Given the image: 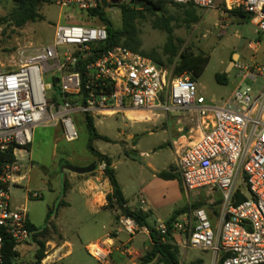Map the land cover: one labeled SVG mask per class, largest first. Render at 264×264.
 Returning <instances> with one entry per match:
<instances>
[{
    "label": "built area",
    "instance_id": "1",
    "mask_svg": "<svg viewBox=\"0 0 264 264\" xmlns=\"http://www.w3.org/2000/svg\"><path fill=\"white\" fill-rule=\"evenodd\" d=\"M50 1L63 19L55 25L53 43L22 46L17 68L0 70V264L7 242L19 249L35 232L29 228L27 208L13 207L11 193L27 178L21 159L29 154L35 128L60 126L71 142L78 138L75 114L125 116L132 109L189 112L192 129L200 134L190 146L181 144L176 150L177 172L187 192L207 189L222 198L216 224L206 207L190 203L171 227L157 221L155 229L163 235L170 232L173 243L184 248L211 250L221 264H264V66L239 65L245 70L243 81L228 97L211 101L190 73L177 76L174 67L126 46L91 57L109 37L105 26L87 23L86 14L97 9L100 0ZM124 1L105 0L109 8ZM156 1L244 12L264 32V0ZM47 73L54 84L45 83ZM257 78L263 80L259 88L245 82ZM54 86L55 95H49L47 90ZM28 195L42 197L27 190ZM113 213L118 215L116 232L125 231L129 239L116 246L108 233L89 242L88 253L100 264H115L111 255L119 249L128 264H140L128 244L138 233H150L149 228L120 209ZM51 257L46 254L43 261H53Z\"/></svg>",
    "mask_w": 264,
    "mask_h": 264
},
{
    "label": "rangeland",
    "instance_id": "2",
    "mask_svg": "<svg viewBox=\"0 0 264 264\" xmlns=\"http://www.w3.org/2000/svg\"><path fill=\"white\" fill-rule=\"evenodd\" d=\"M131 2L132 0L124 1L126 4ZM139 4L140 1L137 9L143 15L137 19L136 23L141 48L160 57L164 66L174 67L168 61V56L163 53L168 33L157 26V24H164L166 20L174 28L175 36L181 40L180 52L186 50L194 54H209L208 65L196 79L199 89L208 100L220 102L236 89L243 81L245 74V70L239 68V65H249L254 69L264 66V32L259 31L252 19H243L218 8H193L168 2L165 3L163 11L152 13ZM15 6L14 0H0V70L17 68L20 61L18 50L22 46L53 43L55 25L63 22L60 8L53 3H45L41 7L42 20L17 27L11 22L2 20L9 16ZM188 10L197 12L199 17L197 22L187 23ZM107 15L117 28L122 26L120 6L110 8ZM243 39H245L244 43ZM250 43H255L256 48L249 47ZM234 53L239 54V57L236 58L235 63H232ZM217 73H226L227 83H219L216 80ZM44 81L46 84H54L49 73L44 75ZM245 82L250 85L256 84L255 88H259L263 80L257 78L256 82L251 79ZM55 90L57 91V86L48 89L47 93L55 95ZM75 120L78 138L71 142L65 140L58 126L40 124L35 128V138L29 147V154L21 159L25 164L23 173L27 175V179L21 182L20 188H12V205L13 207L25 206L30 223L37 228L50 224L46 254L53 255L54 257L50 259L56 258V264H99V261L88 253L86 246L97 237L101 236L102 239L107 237L106 232L117 229L118 223L110 208L106 207V211L99 214L90 203H87V197L82 190L83 182L74 180L70 188L67 185L66 192L63 190L65 175H73V172L67 168H65L67 174L62 172L64 165L83 167L97 162L103 167L88 148L89 132L82 115H75ZM176 122L177 119L173 117L169 120L159 118L157 121L148 122L133 121L123 114L95 117V124L100 133L112 139H120L117 143L97 139L94 141V146L102 153L113 157L118 178L125 187V197L131 207L138 206L144 197L148 199L145 193L141 194L140 189L148 187L153 182L155 185L156 177L154 176H157L160 171L168 170L176 162V152L172 143V136L177 128ZM130 134L135 135L131 140L128 139ZM134 145L136 147L132 149ZM141 153H147V155ZM29 158L33 163L28 162ZM28 164L31 165V169L27 168ZM92 174H98V172L95 171ZM175 186L180 202L183 200L187 202L188 196L191 195L188 204L201 202L204 206L210 207L212 212L215 207L219 208L222 202L221 194L217 191L210 192L203 189L189 193L181 185ZM27 190L31 194L39 192L42 197L27 196ZM210 200L214 201V205L208 203ZM155 219L157 216L151 214L150 221L153 222ZM118 235L120 242H126L130 237L125 231L118 232ZM68 241L71 242L72 249ZM176 245L179 246L180 264H192L197 261H202L201 264H218L219 262L211 250L186 249ZM33 246L34 243L31 241L18 249L19 264H32ZM128 247L135 252H140L141 254L137 257L138 261L142 260L143 254L150 247V239L142 231L134 236ZM117 261L120 264H128L127 260H120V258ZM156 261L157 259L147 264H164ZM43 263L55 264L50 263L49 260Z\"/></svg>",
    "mask_w": 264,
    "mask_h": 264
},
{
    "label": "trees",
    "instance_id": "3",
    "mask_svg": "<svg viewBox=\"0 0 264 264\" xmlns=\"http://www.w3.org/2000/svg\"><path fill=\"white\" fill-rule=\"evenodd\" d=\"M16 3L15 8L9 14V16L4 17L2 20L13 23L17 27H22L29 22H37L43 19L41 14V7L45 3H51L50 0H14ZM136 1H140L139 6H143L146 11L156 13L158 11H163L165 8V1L156 0H132L131 3H121L118 6L121 8L122 12V26L117 28L111 18L107 15V11L110 9L109 5L106 4L105 0H100V4L97 9L90 11L86 14L88 17L87 23L90 25H100L105 26L109 37L104 44H100L97 50L91 57L99 55V51H104L110 47L116 45L126 46L134 51L140 52L145 56L151 57L156 63L160 65L163 64V60L151 53L146 52L141 48V40L138 34L137 19L141 18L143 13L137 9ZM179 6H190L197 8L194 5H181ZM229 13L240 16L241 18L251 19L250 14H246L240 11H229ZM199 19L198 14L195 10H188V18L186 19L188 24L197 22ZM158 27L164 29L168 33V40L163 48V53L168 56V61L174 66L175 75L179 76L184 73H190L193 79H197L205 70L209 63V54L199 53L194 54L193 52H188L186 50L180 52V42L174 34V28L166 20L164 24H157ZM98 51V52H96ZM216 80L225 84L228 81V76L226 73H217ZM83 122L86 125L89 132V143L88 148L91 154L100 162L104 164V174L108 178L112 191L107 194V207L113 212L116 209H120L122 213L133 217L139 225L146 226L150 230V237L152 241L151 250L143 254L142 260H139L140 264H147L154 262H162L164 264H180L179 258V246L173 243V237L169 232L167 235L161 234L157 231L154 225L150 222L151 213L144 212L140 209H135L127 206V200L124 197L121 185L118 181L116 170L113 166V161L110 156L102 153L94 146V141L101 139L110 142L111 139L102 135L98 132L94 117L91 114L82 115ZM159 176L164 179H178L181 181V177L177 172V169L172 167L169 171H162ZM64 192L67 191V182L64 180L63 185ZM62 200L60 201V205ZM188 205L185 207L175 210L173 215L166 221V223L171 227L172 223L178 219L187 209ZM193 207H205L201 202L193 204ZM217 210H215V213ZM52 212L50 211V214ZM50 216V215H49ZM116 219L118 215H115ZM52 222V221H51ZM29 228L34 232L32 237V242L34 243L33 249V262L32 264H45L43 259L46 257V241L50 234L49 225L42 228H37L30 222ZM55 231L57 229L54 226ZM19 251L14 250V244L12 242H7L4 247L3 261L1 264H19ZM202 261H197L192 264H201ZM222 260L218 262L221 264Z\"/></svg>",
    "mask_w": 264,
    "mask_h": 264
},
{
    "label": "crops",
    "instance_id": "4",
    "mask_svg": "<svg viewBox=\"0 0 264 264\" xmlns=\"http://www.w3.org/2000/svg\"><path fill=\"white\" fill-rule=\"evenodd\" d=\"M249 47L256 48V44L250 43ZM238 57H239V54H238ZM77 114H79V113H77ZM77 114H75V115H77ZM129 114H131L132 117H130ZM189 114H190L189 112H187L185 110H181V109H173L172 111H170L168 113L157 112V111H152V110H133L132 109V110H128L126 112L125 116L127 118L133 120V121H139V122L157 121L159 118H166L168 120L171 117L176 118L177 119V122H176L177 128L175 129V133L173 134L174 136H172L173 148L176 152V150L179 148V146L181 144H183L184 146H190L193 142H195L199 138L200 133L198 131H194L192 129L193 124L189 120ZM75 115H74V117H75ZM93 117H94V122H95V117H103V116H93ZM95 126H96V124H95ZM96 128H97V126H96ZM58 129H60V131L62 132V128L60 126H58ZM100 134L106 135L103 133H100ZM106 136H108V135H106ZM134 137H135V135H132V134L128 135V139H130V140L133 139ZM34 138H35V132H34L33 140H34ZM109 138L111 139L110 142H115V143H117V141L120 140V139H112L111 137H109ZM32 142H31V144H32ZM136 143H134V144H136ZM30 145L28 146V149H29ZM54 146L56 147V145H54ZM135 147H136L135 145L132 146V149H135ZM56 153L57 152L55 150V154ZM104 154H106V153H104ZM141 154L147 155V153H141ZM107 155L112 158L113 166H114L115 163H114L113 157L109 154H107ZM176 160H177V155H176ZM31 162H32V160H31ZM31 162H30V164H31ZM92 163H94V162H92ZM92 163H90V164H92ZM30 164H29L28 169H31ZM84 166H86V165H84ZM149 166L152 167L151 164H149ZM174 166L176 167V162L174 164H172L168 170H163V171H169ZM114 168H115V166H114ZM103 169H104V164H103V167L99 165V167L95 170L98 172V174H92L95 171L91 172V173H87V174H78L76 172L71 171V172H73V175H70V176H68L66 170L63 171L64 174L65 173L67 174V176L65 175V181L67 182L68 188L71 187L72 181H74V180L78 181V182L79 181L83 182V189L82 190H83V193L87 197V203H90V205L94 208L95 212L99 213V214L102 211H106V209L108 208L107 207L108 201H107L106 196L108 193H110L112 191V186H111L108 178L105 176ZM115 170H116V168H115ZM160 172H162V171H160ZM159 173L157 176H154V177H156L155 178L156 180H154L155 185L153 182L148 187L146 186L145 188L140 189L141 194L145 193L148 199H145V197H144L142 199L144 201V203H142V200H141V203L135 207H131L128 204V200L125 197V187L121 183V181L119 180L118 175H117V178H118V181L121 185L124 197L127 200V206H129L131 208L143 210L144 212H150L151 214H155L157 216V219H155L153 222L150 221L152 224L156 223L157 221H167L173 215L175 210H178V209L185 207L191 198V195H189L187 202H184V200L180 202L179 197H178L179 196L178 191H176L175 185H177V184L181 185L184 189L182 180L180 181L178 179H164V178L159 176ZM116 174H117V172H116ZM87 175H89V176H87ZM63 184H64V182H63ZM171 190H173L172 193H171ZM168 194H170V195H168ZM210 205H214V204H210ZM206 208L209 211L212 222L214 224H216L218 221V211H219L218 209L219 208L215 207L213 212L209 209L210 207H206ZM215 210H217L216 213H215ZM111 212L113 215H115L112 210H111ZM108 233H113L112 236H114V237H110V241L114 242L116 244V246H119L122 243V242H120L121 240L119 239V235H118V232H116V229H110L108 232H106V236ZM146 234L148 235V237L150 239V247L148 248V250H150L151 246H152V241H151L150 233H146ZM99 239H102V237L101 236L97 237V239H95L94 241L99 240ZM68 244L70 245V247L72 249L71 242L68 241ZM57 252H58V250H57ZM136 253L138 255L141 254L140 252H136ZM119 258H120V260L123 259V260H127L129 262V259L126 256H124L123 254H121V252H119V249H115L111 255V259L115 264H120L117 261V259H119ZM58 259H60V257H58ZM56 262H57L56 258H54L53 261H50V263H55V264H56ZM151 263H153V262H151Z\"/></svg>",
    "mask_w": 264,
    "mask_h": 264
},
{
    "label": "water",
    "instance_id": "5",
    "mask_svg": "<svg viewBox=\"0 0 264 264\" xmlns=\"http://www.w3.org/2000/svg\"><path fill=\"white\" fill-rule=\"evenodd\" d=\"M139 3V1H136V5ZM245 42V39H243V43ZM238 54L235 53L234 54V58L232 60V63H235L237 61ZM99 167V164L97 162H94L88 166H83V167H79V166H73L71 164H67L64 165V168L62 169V172L65 170V168H67L70 171L76 172L78 174H87V173H91L94 172L97 168Z\"/></svg>",
    "mask_w": 264,
    "mask_h": 264
},
{
    "label": "bare ground",
    "instance_id": "6",
    "mask_svg": "<svg viewBox=\"0 0 264 264\" xmlns=\"http://www.w3.org/2000/svg\"><path fill=\"white\" fill-rule=\"evenodd\" d=\"M129 116H130V117H132V115H131V114H129Z\"/></svg>",
    "mask_w": 264,
    "mask_h": 264
}]
</instances>
